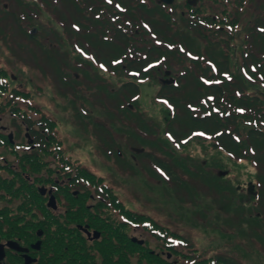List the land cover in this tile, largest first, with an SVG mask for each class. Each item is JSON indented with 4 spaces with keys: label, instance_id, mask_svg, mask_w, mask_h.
<instances>
[{
    "label": "rangeland",
    "instance_id": "rangeland-1",
    "mask_svg": "<svg viewBox=\"0 0 264 264\" xmlns=\"http://www.w3.org/2000/svg\"><path fill=\"white\" fill-rule=\"evenodd\" d=\"M37 1L25 0L27 3L38 5L33 15V18L39 20L41 25L36 34L38 39L61 43L65 39H70L73 32L80 33L75 30L72 32L70 20L72 24H77L74 21H79L90 27H94L97 24L96 21H99V19H94L92 12L89 11L92 9L94 14V8H98L96 0H82L85 3H80V5L86 4V9L79 12V15L75 13L73 16L67 12L69 10L65 4L69 3L68 0H63V2L52 0V4H49L47 0ZM73 1L75 4L76 0ZM111 1L113 3H110L108 8L127 9L131 7L129 4L127 6L116 0ZM125 1L128 2V0ZM177 1L170 12L165 8L157 7V1H155L156 4L147 3L149 5L146 8L140 6V0H136L135 22L139 25L145 22L148 30L143 29L142 26H137V29H143L142 31L130 27L123 31L122 35L133 37L128 44L131 43V54L134 59L143 58L152 45L164 46L167 50L173 51L172 44H180L177 49L180 54L185 55V62L175 58L164 60V57L156 58V56L154 59H149L150 52H148L146 61H152L149 63L150 67L145 70L139 69L132 78L126 73L125 68L119 78L109 80L104 79L107 77H98L99 74L96 75L89 69L88 75L73 71L77 76L73 84L78 91L71 92V87H67L66 84L69 77L64 74L65 69H58V73L54 70L52 73L50 66L51 69L47 70L51 74L44 75L36 69V66L42 68V65L54 59L41 56L38 58V55H35L36 48L26 47L25 41L22 40L24 47L21 49L26 56L21 72L23 79L17 80L15 71H9V78L12 84L19 82L31 95L30 101L32 100L33 104L39 106L43 114L50 115L51 119L57 122L54 134L63 141V148L68 149L69 155L78 160L84 168L101 177L106 194L108 188L113 190L114 202L120 201L127 210L133 212L132 214L150 217L162 227L167 226L170 230L183 235L186 241L195 246L198 251L191 255L194 261L208 260L203 264H221L216 262L215 258L229 253L241 264H264V215L260 217V211L264 209V146L259 144L255 146V149L246 147L247 154L250 151H257L259 154L261 152L262 157L258 165L249 154V159L242 161L224 153L227 156L225 161L220 156H214L216 159L214 161L207 157L211 156L209 152L213 140L192 131L191 127L188 128L177 118L174 121L177 114L182 119V112L187 104L192 105L193 102L199 106L207 99L202 97L206 94L203 91V85L192 80L193 73L194 75L202 73L205 78L207 74H212L216 68L225 64L222 59L228 56L231 72H234L241 83L243 93H248L246 98L249 101L258 98V101H252L258 104L256 108L250 107L246 111L233 110L232 112L247 118L252 125L255 123L258 127L264 128L260 120V110H264V105L262 106L263 103L260 102L263 98L262 93H264V82L262 81L264 80V32H258L255 27L258 25L257 20L264 18V11L259 10V2L240 5L230 0L217 2L209 8L210 4L204 0L203 12L195 18L207 24L204 30L210 33L212 39L208 41L187 28L191 17L187 12V0ZM20 4L19 0H5L1 11L5 9L10 13L8 21L21 30L23 39L26 38L23 35L32 34V32L35 34L34 31L38 28L31 27V25L35 26L31 18L17 24L19 23L18 16L26 12L20 9ZM198 5L201 6L200 3ZM32 8L36 9L34 5ZM211 17L214 18L211 19L212 23L207 19ZM105 18L108 17L105 15L100 17L101 21ZM231 18L239 22L238 28L237 26L232 28L226 26L230 25ZM115 22L125 24L120 17L119 19L108 18L107 23ZM1 25L4 26V23ZM3 30L0 29V40L3 41L0 42V57L7 51L2 47H9L12 43L18 45L16 34H19V31L12 26L9 27L8 34L1 32ZM103 30L105 31L104 36L110 39L111 32L106 31L105 28ZM91 31H94V28H91ZM143 34H148V36L144 37ZM137 35L142 37H135ZM165 38H169L171 42L166 41ZM96 39L98 41L93 40L106 45L105 49L110 48L109 43L103 42L98 36ZM103 45H100L102 51L104 50ZM182 46L185 48L184 51ZM155 51L156 49H153L152 52ZM105 54L108 55L109 51ZM58 62L62 64V61ZM126 62L125 60L122 65H119V71L121 66L125 67ZM74 66L76 67L75 64ZM246 69L250 71V74L254 72L253 77L249 76V73L247 75ZM183 73L185 77L177 82V77ZM217 76L220 77V74L217 73ZM136 78L147 79L139 85L138 92L121 87L125 82ZM159 80L163 82L173 80L179 84L181 81L183 89L175 96L177 97L176 106L160 104L162 101L157 97L162 83L160 84ZM116 81L117 84L114 83ZM40 87L43 89L42 93L35 92ZM97 93L100 97L98 99H96ZM236 95L242 98L241 95ZM79 99L89 102V105L85 104L90 106L89 110L93 118L101 124V127L95 123L93 128L86 124L77 125L71 113H76L74 106H79L80 103H75V101ZM114 101L119 104L118 112L110 105ZM127 105L130 108L136 106V111L129 113L125 109H120ZM205 106L204 104L197 114L203 115L206 111ZM163 112L169 116L170 128H166L169 121L166 115L163 116ZM181 133L185 134L183 138H187L184 144L179 141ZM172 136L177 142L173 141ZM189 138L193 139L187 141ZM161 140H167V145ZM139 143L144 146V151L140 149ZM169 150L175 155L170 157L176 160L168 158ZM145 153L161 157L167 165L170 162L172 166L174 161L176 169L173 170L177 171L178 180L164 177L154 168L152 162L144 155ZM260 190H262L261 196ZM107 195L110 197V194ZM254 217L256 222L248 220L243 226L241 225L243 219L253 220ZM141 233L140 229L136 230V237L148 238ZM210 259L214 262H210L212 261ZM181 260L175 261V258H171L169 261L172 264H184Z\"/></svg>",
    "mask_w": 264,
    "mask_h": 264
},
{
    "label": "trees",
    "instance_id": "trees-1",
    "mask_svg": "<svg viewBox=\"0 0 264 264\" xmlns=\"http://www.w3.org/2000/svg\"><path fill=\"white\" fill-rule=\"evenodd\" d=\"M116 1L125 3L127 6L128 4L131 5V7H127L128 13L136 14L135 6L137 2H134V0H128V2L125 0ZM80 3H83V1H75V12H78L77 7L81 8L84 6H81ZM100 3L105 8H108L109 6L106 4L105 0H101ZM140 6L144 7V4H140ZM102 10L103 9L101 8H95L94 12L97 13L98 11ZM190 16L191 17L188 20L187 28H189V30L194 34L196 33L197 35L201 36L202 39L211 41L212 39L210 33L205 32L204 30L207 28V24H205V22L201 19V22L196 19L194 13ZM207 19L211 23V18ZM107 21V19H104L99 24V28H110L113 30L114 26L111 23H107ZM257 22L258 25L260 24L261 28L264 29V18L258 19ZM144 23L145 22H143V24ZM126 29L127 28L116 29L117 31H120L121 37L119 40L122 49L127 48L131 44L128 43L133 39L132 36H126V34L122 36V32ZM145 35L146 34H143V36ZM117 37L119 36L117 35ZM135 37L142 36L137 35ZM165 40L171 42L169 38H165ZM179 46L180 44H172L173 51H170L164 46L152 45L151 49L146 51V56L144 59L140 60L138 58L135 61H127L125 67L127 70L132 71H138L141 68L148 67V62L146 61V58H148V52H150L149 59H154L156 56V58L164 57V60L167 58H175L176 60L183 62L185 55L183 53H179V50L177 49ZM182 47L184 51L185 48L184 46ZM153 49H156V51L152 52ZM222 60L225 63L223 64L224 66L220 65L218 68H216V70L214 68L215 71H213L212 74H207L205 78L202 73L201 75H194L195 73H193L194 77L192 80L196 81L199 85H203V91L206 92V94H203L205 96L202 97L207 99H203L204 102L199 104V106H196L197 104L193 102L192 105L187 104L183 109L184 111L182 112V119L180 115L177 114L174 117V121L177 118L180 120V122L182 121L185 123L188 128L191 127L192 131L197 132V134L201 133L213 140L212 144L210 145L211 151L209 152L211 156H207L206 153V156L209 157V159L216 161L214 156H220L222 158L224 156L226 158L227 156H225L224 153H227L228 155L243 161L249 159V154L253 159H255L254 161H256V165H258V162H260L259 160L262 157L261 152L259 154L257 151H250L247 154V148L251 147L249 149H255V146H258L259 144L264 146V128L258 127L255 123L252 125L251 122L247 120V118H243L240 114H235L232 112L233 110L246 111L250 109V107L256 108L258 104H255L252 101H258V98H254L252 101H249V99L246 98L248 97V93H243L244 89L242 88L241 83L238 81L234 72L232 73L230 70V57L225 56ZM177 67H179V65H177ZM122 70L123 67L119 72L122 73ZM246 70L247 75L248 73L250 74V71H248V69ZM217 73L220 74V77L217 76ZM253 74L254 72H252L249 76H252ZM184 77V73L179 75L177 77V82ZM260 79L262 78L260 77ZM262 81L264 82V80ZM122 87L130 88L138 92V87L133 83H125L122 85ZM182 89L183 87L181 81L180 84L175 83L163 85L158 92V98L165 99L168 101V103H170V105L174 107V105H177V97L175 96L182 92ZM74 91H78V89L74 87L72 92ZM236 94L241 95L242 98H238ZM208 98H211L210 101ZM260 102L263 103V106L264 99L261 98ZM204 104L206 105L205 113L203 115L197 114V111L201 110ZM125 110L129 113L133 112L128 108H125ZM229 110H231V112H229ZM164 115H166L167 121H169L166 128H170L169 116L166 112H163V116ZM117 117L119 120V115ZM260 120L264 123L263 109L260 110ZM53 128L54 126L52 124L47 123L42 127V129L46 130L47 132H41V134H53ZM31 132H33L32 129ZM184 135V133H181L179 141L182 140ZM172 138L174 137L172 136ZM185 139L187 138H184L183 140ZM174 140L176 139L174 138ZM161 142L167 145L168 141L161 140ZM56 144L58 146L60 142L57 141ZM155 149L159 150L158 147H155ZM162 155H164L163 151ZM145 156L152 162L154 168L162 172L166 178L178 180L176 177L177 171L173 170L176 169L174 166V161L171 166L170 162L168 165L165 164L161 157L158 158L154 155H151L150 153ZM167 156L170 158V160H172L174 157L170 156L175 155L173 151L169 150V153L167 152ZM173 160H176V158ZM229 160L230 159H228V161ZM223 161H225L224 158ZM75 169H78L79 177L88 179L92 178V180L95 179L94 176L88 175L83 170H80L79 167H76ZM261 192L262 190H260V196ZM24 195L25 199L23 200V219L14 222H2V220H0V234H2V231L5 229H7V232H9V236H11L12 233H16L17 236L13 238H18L20 244L26 246L28 243L37 239L35 236L36 230H42L43 235L40 238L41 248L39 252L35 253L37 257L36 264H133V258L136 259L134 264H171L165 261L160 255L150 253L149 247H142L131 243L129 239V233L132 227L138 226H140L145 233H148L154 239V248L157 251L171 250L174 252L175 248L177 247L182 249L180 251L175 250L174 253L182 256L184 264H203L208 261H194L191 255L198 251L195 249V246L186 241V238L183 237V235L170 230L169 227L165 225V227H162L160 223L156 222L150 217L132 214L133 212L127 210L126 207L121 203H117L118 206L115 208V210H118V213H114L115 210L113 207H104L102 212L97 213V211L94 210L95 212H92V210H88L84 206H75L74 211L73 207L68 208L69 212H71L69 215H60L56 217L47 212L42 203L37 201L38 196L34 191L26 188ZM261 215H264V209H261L260 217ZM83 216L89 218V220L75 221V219H69L70 217L75 218ZM118 217H120V219H117ZM248 220L256 222L255 217L253 220L248 218L243 219L241 221V225L243 226ZM85 224H88L91 228L98 230L101 233V238L99 240L93 241L86 239L82 232L77 229V225ZM179 241L183 244H179ZM215 259L216 262L221 264H241L232 258L229 253L221 254ZM210 260H212L210 262H214L213 259Z\"/></svg>",
    "mask_w": 264,
    "mask_h": 264
},
{
    "label": "flooded vegetation",
    "instance_id": "flooded-vegetation-1",
    "mask_svg": "<svg viewBox=\"0 0 264 264\" xmlns=\"http://www.w3.org/2000/svg\"><path fill=\"white\" fill-rule=\"evenodd\" d=\"M230 1V0H229ZM235 1V0H234ZM23 89L21 87H12L1 90L0 83V206H19L24 198V189L28 188L37 191L40 187L47 189L46 200L49 196H53L57 205L65 203L67 197L79 195L72 192L70 188L71 173L65 175V179L58 178V173L61 168H67L70 163H63L58 160L55 150H42L50 147L48 144H43L42 141L49 139L48 136L40 134V131L29 132V138L26 137V120L24 113V98ZM30 126L41 127L40 118L28 119ZM28 130H30L28 128ZM10 135L12 142L10 141ZM31 143L28 144L27 140ZM47 157V159H46ZM44 158V160H42ZM57 164L59 167H57ZM64 164V165H63ZM50 168L49 174L46 172ZM65 169V168H64ZM67 187L65 193L63 188L57 190V185ZM1 191L3 193H1ZM51 191V194L48 192ZM81 193V191H79ZM91 202V203H89ZM104 201L102 198H95L94 195H88L87 207L100 206ZM101 210V209H100ZM59 212V211H58ZM22 212L12 210L8 213L3 221H19L22 218ZM165 254L163 252L160 253ZM9 257L21 259V256L8 252L6 253V264L9 262ZM23 262V260H22Z\"/></svg>",
    "mask_w": 264,
    "mask_h": 264
},
{
    "label": "water",
    "instance_id": "water-1",
    "mask_svg": "<svg viewBox=\"0 0 264 264\" xmlns=\"http://www.w3.org/2000/svg\"><path fill=\"white\" fill-rule=\"evenodd\" d=\"M164 2H171V0H163ZM99 235L98 234H94V237L97 238ZM7 246L13 250H16L18 252H27V249H23V248H20L18 247V245L16 243H12V242H9L7 243ZM38 246H39V243H37L36 245L32 246L33 248L35 249H38ZM4 256V253H3V246H0V261L2 260ZM28 258V257H26ZM31 261L29 259H26V262L25 264H29Z\"/></svg>",
    "mask_w": 264,
    "mask_h": 264
}]
</instances>
